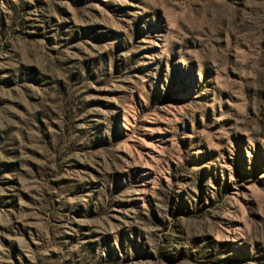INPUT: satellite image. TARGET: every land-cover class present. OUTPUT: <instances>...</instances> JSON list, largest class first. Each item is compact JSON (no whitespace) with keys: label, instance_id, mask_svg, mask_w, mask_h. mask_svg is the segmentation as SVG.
Wrapping results in <instances>:
<instances>
[{"label":"rangeland","instance_id":"rangeland-1","mask_svg":"<svg viewBox=\"0 0 264 264\" xmlns=\"http://www.w3.org/2000/svg\"><path fill=\"white\" fill-rule=\"evenodd\" d=\"M0 264H264V0H0Z\"/></svg>","mask_w":264,"mask_h":264}]
</instances>
